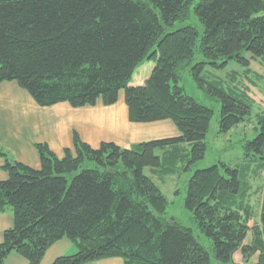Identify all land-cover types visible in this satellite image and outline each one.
I'll list each match as a JSON object with an SVG mask.
<instances>
[{
    "label": "trees",
    "instance_id": "obj_1",
    "mask_svg": "<svg viewBox=\"0 0 264 264\" xmlns=\"http://www.w3.org/2000/svg\"><path fill=\"white\" fill-rule=\"evenodd\" d=\"M193 0H0V83L14 81L39 107L73 108L117 102L119 91L131 123L170 120L178 136L121 148L94 149L75 133V155L57 158L36 144L40 168L0 149V214L13 226L3 233L0 264L16 253L40 264L46 251L67 239L73 254L52 264H89L119 258L123 264H264V111L249 84L264 66V0H198L203 26L165 32L184 21ZM201 57L197 61L195 55ZM154 67L131 86L143 61ZM230 61L241 71H223ZM188 71L202 94L219 104L220 133L254 120L257 134L242 145L234 167L220 162L193 168L205 157L212 108L179 86ZM150 175L163 181L183 171L185 209L211 250L193 230L164 217L167 199ZM256 198V199H254Z\"/></svg>",
    "mask_w": 264,
    "mask_h": 264
},
{
    "label": "crops",
    "instance_id": "obj_2",
    "mask_svg": "<svg viewBox=\"0 0 264 264\" xmlns=\"http://www.w3.org/2000/svg\"><path fill=\"white\" fill-rule=\"evenodd\" d=\"M145 80L141 79V83ZM75 133L82 142L94 149L104 142L130 148L133 144L176 137L179 134L170 120L131 123L123 91H119L117 102L111 106H104L99 99L94 106L80 108H73L65 102L51 107H39L16 82L0 83V149L13 160L38 170L40 160L36 144L47 145L59 159L64 157L66 150L75 155ZM2 163L0 159V181L8 177L1 169ZM12 226L11 211L0 214V242L4 231ZM74 252L71 242L62 239L46 251L40 264H52L57 257ZM237 254L234 255L235 261L243 264L241 256L240 261L236 260ZM5 264L28 263L18 254L11 253ZM89 264H123V261L110 258Z\"/></svg>",
    "mask_w": 264,
    "mask_h": 264
},
{
    "label": "rangeland",
    "instance_id": "obj_3",
    "mask_svg": "<svg viewBox=\"0 0 264 264\" xmlns=\"http://www.w3.org/2000/svg\"><path fill=\"white\" fill-rule=\"evenodd\" d=\"M198 0H193L190 6V15L188 19L184 21H176L170 26H165V32H172L184 26H192L197 29L199 35H202L203 26L196 18L193 8ZM200 55L196 53L195 59L200 60ZM154 62L149 60H143L135 69L132 76L131 86H141V79L149 77ZM249 68L258 75L261 76V80L252 78L253 84H249L251 88V95L254 97L256 104L252 110V115L258 111H264V66L259 62L250 60ZM241 67L234 61H230L223 71L218 72L220 76H224L230 71H241ZM179 86H182L185 92L201 102L202 104L212 108L213 116L211 118L209 131L206 135L205 143L207 151L205 157L195 164L193 171L196 169L208 168L212 165L223 162L230 167H234L238 164L242 157V145L247 140H251L255 137L258 130H256V123L254 120H248L245 123L239 124L227 133H220L218 127L219 121V104L213 100L206 98L202 92L196 87L189 72H183ZM145 174L152 178V181L159 187L161 193L167 199L168 205L164 217L168 220H174L184 227L191 228L193 230L194 237L198 242L205 246L208 250H211L210 241L206 239L196 228V225L192 219L191 214L185 209L184 200L186 197L187 181L190 178V173L181 172L174 176L166 177L163 181L158 180L157 177L151 176L149 169H145ZM264 176V174H263ZM256 199V198H254ZM236 260L240 261V256L237 254ZM211 264H217L213 256L210 257ZM244 264V263H243Z\"/></svg>",
    "mask_w": 264,
    "mask_h": 264
}]
</instances>
